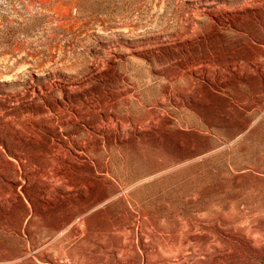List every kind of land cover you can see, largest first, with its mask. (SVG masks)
<instances>
[{
    "label": "rangeland",
    "instance_id": "obj_1",
    "mask_svg": "<svg viewBox=\"0 0 264 264\" xmlns=\"http://www.w3.org/2000/svg\"><path fill=\"white\" fill-rule=\"evenodd\" d=\"M183 257L264 264V0H0V264Z\"/></svg>",
    "mask_w": 264,
    "mask_h": 264
},
{
    "label": "bare ground",
    "instance_id": "obj_2",
    "mask_svg": "<svg viewBox=\"0 0 264 264\" xmlns=\"http://www.w3.org/2000/svg\"><path fill=\"white\" fill-rule=\"evenodd\" d=\"M176 249V248H175ZM171 251H173L172 249H171ZM193 254H195V253H193ZM198 254V253H197ZM184 255V254H183ZM185 256V255H184ZM187 256H190V255H187ZM195 257V256H194ZM196 258V257H195ZM190 260H192V259H190ZM190 260H189V258L187 259L186 257H183L182 259H179L178 261H182L181 262V264H184V263H188V262H190ZM195 260V259H194ZM196 261V260H195ZM192 263H193V261H192ZM166 264H172L171 263V259H169L168 260V262H166ZM212 264V263H211ZM215 264H217V263H215Z\"/></svg>",
    "mask_w": 264,
    "mask_h": 264
}]
</instances>
